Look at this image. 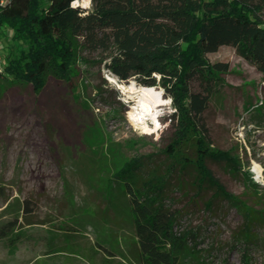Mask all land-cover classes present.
Instances as JSON below:
<instances>
[{"label": "rangeland", "instance_id": "obj_1", "mask_svg": "<svg viewBox=\"0 0 264 264\" xmlns=\"http://www.w3.org/2000/svg\"><path fill=\"white\" fill-rule=\"evenodd\" d=\"M89 4L79 0L75 6L88 9ZM8 41L3 30L0 72ZM207 58L230 66L203 114L208 137L215 149L238 157L242 168L231 171L225 162L212 160L207 167L228 192L259 209L252 183L241 172H249L264 191L261 75L231 47ZM106 75L100 65L80 64L68 80L50 79L38 94L26 83L0 77V226L14 221L23 202L31 223L19 219L16 232L0 239V264H138L126 200L109 179L135 159L143 173L162 172L170 164L165 149L173 107L156 88L164 104L143 132L127 118L132 100ZM255 165L262 168L261 177ZM181 177L183 187L178 174L172 177L165 206L178 212L176 230L194 235L188 246L201 258L181 264H264V231L254 229L252 245L236 242L241 214L212 198L210 189L195 195L193 169ZM6 200L10 207L4 211Z\"/></svg>", "mask_w": 264, "mask_h": 264}, {"label": "trees", "instance_id": "obj_2", "mask_svg": "<svg viewBox=\"0 0 264 264\" xmlns=\"http://www.w3.org/2000/svg\"><path fill=\"white\" fill-rule=\"evenodd\" d=\"M73 3L9 0L0 7V34L7 30L9 35L0 77L26 83L38 94L50 79L68 80L80 64L100 65L119 83L159 88L170 100L171 134L165 149L170 164L162 172L143 173L142 163L135 159L109 179L127 203L136 262L181 264L188 258L201 259L188 246L194 235L177 231L178 212L165 206L172 177L178 174L177 183L183 187L181 176L189 169L195 171L190 183L195 195L210 189L212 198L236 209L243 222L235 241L254 244V229L264 231V191L249 172H241L261 203L254 209L213 177L209 160L223 161L231 171L242 166L238 157L212 146L203 114L230 71L228 63L207 58L221 47L233 48L254 67L264 86V0H90L88 9ZM211 203L210 199L207 205ZM9 207L7 202L4 211ZM26 215L23 202L14 221L0 226V239L16 232L19 219L31 224Z\"/></svg>", "mask_w": 264, "mask_h": 264}, {"label": "bare ground", "instance_id": "obj_3", "mask_svg": "<svg viewBox=\"0 0 264 264\" xmlns=\"http://www.w3.org/2000/svg\"><path fill=\"white\" fill-rule=\"evenodd\" d=\"M84 1L86 0H82V2ZM78 3L79 0L76 1L75 5ZM79 5L81 6V4ZM106 81L115 85L116 89L122 90L126 99L132 100L133 103L130 105L127 118L140 130L147 132L149 124L156 119V109L164 104L156 88L137 86L134 82L123 85L109 74L106 75ZM254 171L261 177L263 170L259 165L254 166Z\"/></svg>", "mask_w": 264, "mask_h": 264}, {"label": "built area", "instance_id": "obj_4", "mask_svg": "<svg viewBox=\"0 0 264 264\" xmlns=\"http://www.w3.org/2000/svg\"><path fill=\"white\" fill-rule=\"evenodd\" d=\"M9 0H0V7L5 6L8 3ZM0 64H1V59H0ZM260 104V103H259Z\"/></svg>", "mask_w": 264, "mask_h": 264}, {"label": "clouds", "instance_id": "obj_5", "mask_svg": "<svg viewBox=\"0 0 264 264\" xmlns=\"http://www.w3.org/2000/svg\"><path fill=\"white\" fill-rule=\"evenodd\" d=\"M89 2H90V0H89ZM75 3H76V0H74V4H73V6H75Z\"/></svg>", "mask_w": 264, "mask_h": 264}]
</instances>
